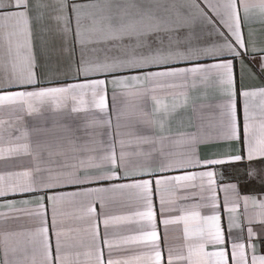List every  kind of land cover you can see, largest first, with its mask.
Masks as SVG:
<instances>
[{
	"label": "snow or ice",
	"instance_id": "snow-or-ice-1",
	"mask_svg": "<svg viewBox=\"0 0 264 264\" xmlns=\"http://www.w3.org/2000/svg\"><path fill=\"white\" fill-rule=\"evenodd\" d=\"M0 264H264V0H0Z\"/></svg>",
	"mask_w": 264,
	"mask_h": 264
},
{
	"label": "crops",
	"instance_id": "crops-1",
	"mask_svg": "<svg viewBox=\"0 0 264 264\" xmlns=\"http://www.w3.org/2000/svg\"><path fill=\"white\" fill-rule=\"evenodd\" d=\"M211 40H212V38L211 37H207V38H205V42H208V43H210L211 42ZM225 175H226V177H228V176H230L231 175V173H229V172H225Z\"/></svg>",
	"mask_w": 264,
	"mask_h": 264
}]
</instances>
